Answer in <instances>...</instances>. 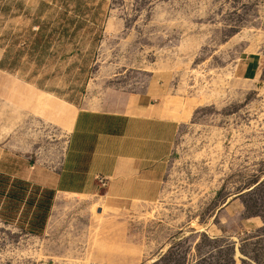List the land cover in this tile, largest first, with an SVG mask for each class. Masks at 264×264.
Listing matches in <instances>:
<instances>
[{
  "label": "rangeland",
  "instance_id": "1",
  "mask_svg": "<svg viewBox=\"0 0 264 264\" xmlns=\"http://www.w3.org/2000/svg\"><path fill=\"white\" fill-rule=\"evenodd\" d=\"M5 51L6 173L56 170L84 107L181 125L155 197L58 194L41 234L0 220V264H264V0H0Z\"/></svg>",
  "mask_w": 264,
  "mask_h": 264
},
{
  "label": "crops",
  "instance_id": "2",
  "mask_svg": "<svg viewBox=\"0 0 264 264\" xmlns=\"http://www.w3.org/2000/svg\"><path fill=\"white\" fill-rule=\"evenodd\" d=\"M235 75L259 78V60L241 58ZM154 99L144 94L122 109L78 110L56 170H0V220L41 234L58 194H97L100 178L113 200L155 197L181 122L167 116Z\"/></svg>",
  "mask_w": 264,
  "mask_h": 264
},
{
  "label": "trees",
  "instance_id": "3",
  "mask_svg": "<svg viewBox=\"0 0 264 264\" xmlns=\"http://www.w3.org/2000/svg\"><path fill=\"white\" fill-rule=\"evenodd\" d=\"M5 56H6V51L4 52V54H3V58H2V60H1V62H0V66L2 67L3 66V61H4V59H5ZM47 208H49V206H46L45 207V210L47 211Z\"/></svg>",
  "mask_w": 264,
  "mask_h": 264
},
{
  "label": "built area",
  "instance_id": "4",
  "mask_svg": "<svg viewBox=\"0 0 264 264\" xmlns=\"http://www.w3.org/2000/svg\"><path fill=\"white\" fill-rule=\"evenodd\" d=\"M99 182L101 187H104L106 185L105 181L101 180V178L99 179Z\"/></svg>",
  "mask_w": 264,
  "mask_h": 264
}]
</instances>
